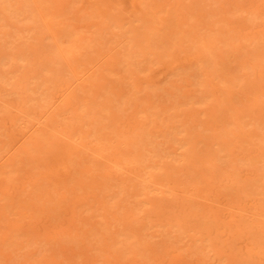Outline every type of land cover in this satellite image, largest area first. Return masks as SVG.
I'll use <instances>...</instances> for the list:
<instances>
[{
    "label": "rangeland",
    "instance_id": "rangeland-1",
    "mask_svg": "<svg viewBox=\"0 0 264 264\" xmlns=\"http://www.w3.org/2000/svg\"><path fill=\"white\" fill-rule=\"evenodd\" d=\"M138 2L0 0V264H264V0Z\"/></svg>",
    "mask_w": 264,
    "mask_h": 264
},
{
    "label": "bare ground",
    "instance_id": "bare-ground-1",
    "mask_svg": "<svg viewBox=\"0 0 264 264\" xmlns=\"http://www.w3.org/2000/svg\"><path fill=\"white\" fill-rule=\"evenodd\" d=\"M121 1H122V0H121ZM127 1H129V3H130L131 5H134L135 2H137V4L139 3V2H138L139 0H138V1H136V0H127ZM140 1H141V0H140ZM142 2H143V1H142ZM142 2H141V4H142ZM125 4H126V3H125ZM122 5H124V4H122ZM126 5H128V3H127ZM120 6H121V5H120ZM142 6H143V4H142ZM144 6H145V5H144ZM121 7H122V6H121ZM126 7H127V6H126ZM134 7H135V6H134ZM2 8H3V7H2ZM123 8H124V7H123ZM119 9H120V8H119ZM143 12H144V10H143ZM137 15H138V14H137ZM139 16H140V14H139ZM142 19H143V17H142ZM135 20H136V19H135ZM144 21H145V20H144ZM136 22H138V21H136ZM139 23H140V22H139ZM137 24H138V23H137ZM139 27H140V26H139ZM58 33H59V32H58ZM76 35H77V37H78L77 31H76ZM58 36H59V35H58ZM77 37H75V38H77ZM75 38H74V39H75ZM53 40H54V39H53ZM77 40H78V39H77ZM148 40H149V39H147V41H148ZM149 41H150V40H149ZM62 44H63V43H62ZM68 44H69V43H68ZM50 45H51V44H50ZM149 45H151V44H149ZM48 47H49V46H48ZM55 47H56V46H55ZM50 50H51V49H50ZM54 54H55V53H54ZM57 57H58V56H57ZM11 58H12V57H11ZM14 59H15V58H14ZM35 59H36V58H35ZM35 59H34V60H35ZM17 60H18V59H17ZM17 60H16V63L18 62ZM60 60H61V59H60ZM19 63H20V62H18V64H19ZM26 63H27V62H26ZM18 66H19V65H18ZM19 67H20V66H19ZM12 68H13V67H12ZM30 68H31V67H30ZM146 69H147V68H146ZM23 70H24V69H23ZM45 70H46V69H45ZM134 71H135V70H134ZM134 71H133V72H134ZM146 71H147V70H146ZM45 72H46V71H45ZM20 73H21V72H20ZM49 74H50V72H49ZM234 76H235V75H234ZM4 77H5V76H4ZM35 78H36V77H35ZM226 78H227V77H226ZM227 80H229V79H227ZM18 81H19V80H18ZM31 81H32V79H31ZM49 81H50V80H49ZM3 82H4V81H3ZM13 82H14V80H13ZM146 82H147V81H146ZM1 83H2V81H1ZM154 83H155V82H154ZM4 84H5V83H4ZM14 86H15V85H14ZM18 86H20V85L18 84ZM49 86H50V85H49ZM15 88H16V87H15ZM18 88H19V87H18ZM24 88H25V87H24ZM48 88H49V87H48ZM0 89H1V88H0ZM16 89H17V88H16ZM20 89H21V88H20ZM25 89H26V88H25ZM11 91H12V90H11ZM22 92H23V91H22ZM21 94H22V93H21ZM30 95H31V94H30ZM63 95H64V94H63ZM21 96H22V95H21ZM129 97H130V96H129ZM85 98H86V96H85ZM124 98H125V97H124ZM4 100H5V99H4ZM59 100H60V99H59ZM63 100H64V99H63ZM63 100H62V101H63ZM66 102H67V103H71V102H72L71 97H68V96H67V98H66ZM5 103H6V102H5ZM63 103H64V102H63ZM64 104H65V103H64ZM83 104H84V103H83ZM127 104H128V102H127ZM2 105H3V104H2ZM2 105H1V106H2ZM85 105H86V104H85ZM66 106L69 107L68 105H66ZM63 107H64V105H63ZM79 107H80V106H79ZM83 107H84V106H83ZM57 109H58V107H57ZM67 109H69V108H67ZM84 109H85V108H84ZM116 109H117V108H116ZM82 110H83V109H82ZM43 111H44V110H43ZM260 112H261V111H260ZM263 112H264V111H263ZM263 112H262V113H263ZM52 113H53V112H52ZM52 113H51V114H52ZM258 113H259V111H258ZM58 114H59V113H58ZM60 114H61V113H60ZM48 116H49V115H48ZM40 117H41V116H40ZM242 117H243V116H242ZM250 117H251V115H250ZM259 117H260V116H259ZM226 118H227V117H226ZM248 118H249V117H248ZM49 119H50V117H49ZM49 119H48V120H49ZM67 119H68V118H67ZM73 119H74V118H73ZM55 120H56V119H54V121H55ZM59 120H60V118H59ZM234 120H235V119H234ZM73 121H74V120H73ZM46 122H47V120H46ZM48 122H50V120H49ZM55 122H56V121H55ZM69 122H70V121H69ZM74 122H75V121H74ZM74 122H73V123H74ZM79 122H80V121H79ZM113 122H114V121H113ZM236 122H237V121H236ZM53 123H54V122H53ZM230 123H231V122H230ZM54 124H55V123H54ZM56 124H57V122H56ZM56 124H55V125H56ZM65 125H66V124H65ZM67 126L69 127V131L72 130V132H73L74 127L72 126L73 128L70 129V125L68 124ZM215 126H216V125H215ZM226 126H227V125H226ZM45 127H46V126H45ZM65 127H66V126H65ZM195 127H196V126H195ZM216 127H217V126H216ZM228 127L231 128L230 125H229ZM250 127H251V126H250ZM255 127H256V126H255ZM47 128H48V127H47ZM47 128H46V130H48ZM66 128H67V127H66ZM66 128L64 129V125H63L62 128H59V129L62 130L61 133H62V132H65V134H66V130L68 129V128H67V129H66ZM117 128H118V127H117ZM214 128H215V127H214ZM230 128H229V129H230ZM41 129H42V128H41ZM43 129H44V128H43ZM81 129L83 130L82 127H81ZM122 129H123V128H122ZM237 129H238V128H237ZM75 130H76V129H75ZM82 130H81V131H82ZM217 130H218V129H216V132H217ZM226 130H227V128H226ZM230 130H231V129H230ZM245 130H246V129H245ZM250 130H251V129H249V131H250ZM58 131H59V130H58ZM69 131H68V132H69ZM79 131H80V130H79ZM79 131H78V132H79ZM236 131H237V130H236ZM238 131H239V130H238ZM252 131H253V130H252ZM255 131H256V130H255ZM70 132H71V131H70ZM170 132H172V131H170ZM228 132H229V131H228ZM234 132H235V130H234ZM234 132H233V133H234ZM42 133H43V132H41V136H42ZM46 133L49 134V132H46ZM74 133H75V135H76L77 132H74ZM178 133H179V132H178ZM210 133H212V132H210ZM233 133H231V134H233ZM44 134H45V133H44ZM57 134H58V133H57ZM62 134L65 135L64 133H62ZM135 134H136V133H135ZM213 134H214V132H213ZM216 134H217V133H216ZM220 134H221V133H220ZM229 134H230V133H229ZM37 135H38V138H39V137H40V136H39V133H38ZM67 135H68L69 139L71 138V139H70V142H71V140H73V139L75 138V137H73V139H72V137H71L72 135L75 136L74 134L67 133ZM122 135H123V134H122ZM226 135H228V134H226ZM234 135H235V134H234ZM234 135H233V136H234ZM43 136H44V135H43ZM47 136H48V135H46V137H47ZM65 136H66V135H65ZM86 136H87V135H86ZM183 136H184V135H183ZM81 137H82V136H81ZM194 137H195V136H194ZM194 137H193V138H194ZM219 137H220V136H219ZM231 137H232V136H231ZM231 137H229V138H231ZM54 138H55V137H54ZM58 138H59V139H58ZM58 138H57V140H59V142H60V141H61L60 139H62V138H60V137H58ZM188 138H190V137H188ZM205 138H206V137H205ZM216 138H217V137H216ZM250 138H251V137H250ZM45 139H46V138H45ZM47 139H49V137H48ZM47 139H46V140H47ZM63 139H64V138H63ZM69 139H68V141H69ZM75 139H76V138H75ZM258 139H259V138H258ZM34 140H35V139H34ZM34 140H33V142H34ZM53 140H54V139H53ZM77 140H78V139H77ZM83 140H85V139H83ZM122 140H123V139H122ZM213 140H214V139H213ZM225 140H226V139H225ZM225 140L223 139V140H221V141H223V143H224V142H227V141H228V138H227V141H225ZM42 141H44V140H42ZM48 141H49V140H48ZM48 141H47V142H48ZM68 141L65 140L64 142L66 143V142H68ZM74 141H75V140H74ZM149 141H150V140H149ZM189 141H190V140H189ZM189 141H187V142H189ZM49 142H50V141H49ZM82 142L84 143V141H82ZM197 142H198V141H197ZM209 142H210V141H209ZM215 142H216V140H215ZM230 142H231V140H230ZM255 142H256V141H255ZM259 142H260V141H259ZM44 143H45V142H44ZM50 143H51V142H50ZM50 143H49V145H50ZM89 143H90V142H89ZM92 143H93V142H92ZM181 143H182V142H181ZM227 143H228V144H227ZM227 143H226L227 146L230 148L229 141H228ZM34 144H35V143H34ZM53 144H54V142H53ZM53 144H52V146H55V145H53ZM72 144H73V147H71V145L69 146L68 143L65 144V145H68V148H69V149H67V150L64 149V148H62V149H64L65 151H67V153H66V152H63V150H62V151H61V150H57L56 152L52 153V154L49 156V158H48V160H49L48 163H49L50 165H52V168H51V169H52V170L59 171V172H58L59 174L56 173L58 176L60 175V173H61V175H63V173H66L65 171H66L67 169L70 170V169H69L70 166L72 167V165H70V162H71V160H72V156L74 155L73 153H76L77 155L79 154L78 151L76 152L75 150H77L78 148H79V149L81 148V147L77 146V145H80V142H78V143H74V142H73ZM75 144H76V145H75ZM84 144H85V143H84ZM90 144H91V143H90ZM90 144H89V145H90ZM198 144H199V143H198ZM214 144H215V143H214ZM220 144H221V143H220ZM234 144H235V143H234ZM150 145H151V144H150ZM182 145H183V144H182ZM207 145L209 146V144H207ZM260 145H261V144H260ZM260 145H259V146H260ZM82 146H83V145H82ZM90 146H92V145H90ZM94 146H95V145H94ZM140 146H141V145H140ZM204 146H205V145H204ZM219 146H220V145H219ZM62 147H65V146L63 145ZM106 147H107V146H106ZM202 147H203V146H202ZM222 147H223V146H222ZM236 147H237V146H236ZM49 148H50V147H49ZM52 148H53V147H52ZM52 148H51V149H52ZM75 148H77V149H75ZM208 148H209V147H208ZM216 148H217V147H216ZM257 148H258V147H257ZM59 149H61V145H60ZM70 149H72V150H70ZM185 149H188V148L186 147ZM212 149H213V148H212ZM233 149H234V148H233ZM248 149H249V148H248ZM251 149H252V148H251ZM254 149H255V148H254ZM254 149H253V150H254ZM54 150H55V149H54ZM73 150H74V151H73ZM205 150H206V149H205ZM230 150H232V148H230ZM230 150H229V151H230ZM259 150H260V149H259ZM44 151H45V150H44ZM68 151H70L71 153H72V151H73V153H72L73 155L70 154V152H68ZM214 151H215V150H214ZM225 151H226V150H225ZM233 151H234V150L230 151V152H231L230 155L232 154V156H233V153H232ZM255 151H256V149H255ZM262 151H263V149H262ZM91 152H92V151H91ZM144 152H145V151H144ZM151 152H152V151H151ZM197 152H198V151H197ZM197 152H196V153H197ZM211 152H212V151H211ZM249 152H250V150H249ZM188 153H189V152H188ZM194 153H195V152H194ZM218 153H219V152H218ZM224 153H225V152H224ZM234 153H235V155L237 154L236 152H234ZM247 153H248V152H247ZM251 153H252V151H251ZM251 153L249 154L250 156H252ZM260 153H261V152H260ZM262 153H263V152H262ZM87 154H88V153H87ZM89 154H90V153H89ZM133 154H134V153H133ZM143 154H144V153H143ZM189 154H190V153H189ZM192 154H193V153H192ZM255 154H257V153H255ZM70 155H71V156H70ZM117 155H118V154H117ZM149 155H150V154H149ZM190 155H191V154H190ZM193 155H194V154H193ZM209 155H210V154H209ZM217 155H218V154H217ZM221 155H222V154H221ZM224 155H225V154H224ZM226 155H227V154H226ZM257 155H258V154H257ZM75 156H76V155H75ZM79 156H80V155H79ZM191 156H192V155H191ZM239 156H240V155H239ZM250 156H249V157H250ZM261 156H262V154H261ZM217 157H218V156H217ZM224 157H225V156H224ZM229 157H231V156H229ZM229 157H228V159H226V161L230 160ZM241 157H242V156H241ZM259 157H260V156H259ZM262 157H263V156H262ZM262 157H260V159L264 160ZM74 158H76V157H74ZM129 158H130V157H129ZM208 158H209V156H208ZM211 158H212V157H211ZM218 158H219V157H218ZM221 158H222V157H221ZM225 158H226V157H225ZM252 158H253V157H252ZM255 158H256V156H255ZM257 158H258V157H257ZM78 159H79V158H77V160H78ZM108 159H109V158H108ZM115 159H116V158H115ZM115 159H114V160H115ZM192 159H193V158H192ZM202 159H203V158H202ZM231 159H232V158H231ZM233 159H234V158H233ZM137 160H138V159H137ZM148 160H149V159H148ZM150 160H151V159H150ZM72 161H73V160H72ZM78 161H79V160H78ZM182 161H183V160H182ZM191 161H192V160H191ZM200 161H201V160H200ZM224 161H225V160H224ZM233 161H234V160H233ZM251 161H254V159H253V160L251 159ZM136 162H137V161H136ZM155 162H156V161H155ZM208 162H209V160H208ZM215 162H216V161H215ZM255 162H256V161H255ZM260 162H261V161H260ZM79 163H80V162H79ZM153 163H154V162H153ZM206 163H207V162H206ZM250 163H251V162H250ZM233 164H234V163H233ZM255 164H256V163H255ZM186 165H187V164H186ZM206 165H207V164H206ZM258 165H260V164H258ZM204 166H205V165H204ZM213 166H214V164H213ZM230 166H231V165H230ZM250 166H251V165H250ZM262 166H263V165H262ZM78 167H79V166H78ZM111 167H112V165H111ZM132 167H133V166H132ZM209 167H210V166H209ZM215 167H216V166H215ZM215 167H213V169H214ZM232 167H233V166H232ZM81 168H82V167H81ZM210 168H211V167H210ZM235 168H236V167H234V170H235ZM259 168H260V169H261V168L264 169V167H260V166H259ZM85 169H86V168H85ZM114 169H115V168H114ZM166 169H167V168H166ZM203 169H204V168H203ZM211 169H212V168H211ZM211 169H210V170H211ZM254 169H255V168H254ZM73 170H74V169H73ZM98 170H99V169H98ZM220 170H221V169H220ZM242 170H243V169H242ZM50 171H51V170H50ZM212 171H213V170H211L210 173H211ZM214 171H215V172L218 171V166H217V169L214 170ZM214 171H213V173H214ZM226 171L228 172L229 170H226ZM232 171H233V170H232ZM232 171H231V172H232ZM236 171H237V170H236ZM256 171H257V170H256ZM95 172H96V171H95ZM95 172H94V173H95ZM108 172H109V171H108ZM224 172H225V171H224ZM233 172H235V171H233ZM259 172H260V171H259V169H258L257 173H259ZM261 172H262V171H261ZM263 172H264V170H263ZM70 173H72V172H70ZM82 173H83V172H82ZM126 173H127V172H126ZM150 173H151V172H150ZM150 173H149V174H150ZM169 173H170V172H169ZM195 173H196V172H195ZM219 173H220V172H219ZM228 173H229V172H228ZM237 173H238V172H237ZM240 173H242V172H240ZM87 174H88V173H87ZM166 174H167V173H166ZM235 174H236V173H235ZM260 174H261V173H260ZM262 174L264 175V173H262ZM64 175H65V174H64ZM72 175H73V173L71 174V176H72ZM76 175H77V174H76ZM150 175H151V174H150ZM168 175H169V174H168ZM227 175H228V174H227ZM236 175H237V174H236ZM236 175L233 174V176H236ZM239 175H240V174H238V176H239ZM246 175L251 176V175H249V174H246ZM246 175H245L244 177H246ZM82 176H83V175H82ZM138 176H139V175H138ZM223 176H224V175H223ZM233 176H232V178H233ZM83 177H84V176H83ZM83 177H82V178H83ZM86 177H87V176H86ZM211 177H212V174H211ZM227 177H228V176H227ZM156 178H157V176H156ZM175 178H176V177H175ZM241 178H242V177H241ZM256 178H257V177H256ZM258 178H259V177H258ZM153 179H154V178H153ZM158 179H159V178H158ZM189 179H190V178H189ZM229 179H230V178H229ZM237 179H238V178H237ZM260 179H261V178H260ZM262 179H264V178H262ZM67 180H68V178H67ZM76 180H77V179H76ZM143 180H144V179H143ZM151 180H152V179H151ZM161 180H162V179H161ZM211 180H212V179H211ZM234 180H235V182H237V180H236L235 178L233 179V181H234ZM255 180H256V179H255ZM162 181H163V180H162ZM164 181H165V180H164ZM206 181H207V180H206ZM209 181H210V180H209ZM216 181H217V180H216ZM224 181H226V180H224ZM82 182H83V181H82ZM82 182H81V183H82ZM133 182H134V181H133ZM143 182H144V181H143ZM214 182H215V181H214ZM214 182H213V183H214ZM222 182H223V181H222ZM227 182H228V181H227ZM235 182H234V183H235ZM263 182H264V181H263ZM228 183H229V182H228ZM228 183H227V185H226L225 187H228ZM231 183H232V179H231V181H230L229 184L231 185ZM243 183H244V180H243ZM68 184H69V183H68ZM72 184H73V182H72ZM72 184H71V185H72ZM76 184H77V183H76ZM90 184H91V183H90ZM121 184H122V183H121ZM210 184H211V183H210ZM225 184H226V182H224V185H225ZM244 184H245V186H246V183H244ZM263 184H264V183H263ZM79 185L82 186V187H83V186L85 187L84 183L79 184ZM79 185H77V186H79ZM167 185H169V184H167ZM170 185H171V184H170ZM198 185H199V184H198ZM204 185H205V184H204ZM237 185H239V184L237 183ZM77 186H76V187H77ZM80 186H79V187H80ZM87 186H88V185H87ZM124 186H125V185H124ZM202 186H203V185H202ZM206 186H207V185H206ZM231 186L234 187V185H231ZM240 186H241V185H239V189H240ZM242 186H243V185H242ZM242 186H241V188L243 189V187H245V186H243V187H242ZM247 186H249V184H248ZM257 186H258V185H257ZM263 186H264V185H263ZM84 187H83V188H84ZM192 187H193V186H192ZM198 187H200V186H198ZM229 187H230V186H229ZM235 187H237V186H235ZM235 187H234V188H235ZM260 187H262V183H261V186H259V188H260ZM88 188H89V187H88ZM163 188H164V186H163ZM211 188H212V187H211ZM223 188H224V187H223ZM245 188H247V187H245ZM249 188H250V187H249ZM259 188H258V189H259ZM76 189H77V188H76ZM86 189H87V188H86ZM157 189H158V188H157ZM160 189H162V187H160ZM160 189H159V190H160ZM224 189H225V188H224ZM230 189H231V188H230ZM235 189H236V188H235ZM235 189H234V190H235ZM239 189H236V190H238V192H239ZM176 190H177V189H176ZM219 190H220V189H219ZM227 190H228V189H227ZM231 190H232V189H231ZM236 190H235L236 193L234 194V196H235L236 194L239 196V193H238ZM243 190H244V189H243ZM251 190H252V189H251ZM251 190H250V191H251ZM72 191H73V190H72ZM84 191H85V189H84ZM202 191H203V190H202ZM216 191H217V189H216ZM224 191H225V190H224ZM245 191L247 192V190H245ZM250 191H249V192H250ZM88 192H89V191L86 192V195H87ZM165 192H166V191H165ZM207 192H208V191H207ZM219 192H220V191H219ZM229 192L231 193V192H233V191H229ZM249 192H247V193L249 194ZM76 193H77V192H76ZM84 193H85V192H84ZM89 193H90V192H89ZM209 193H210V191H209ZM82 194H83V193H82ZM219 194H220V193H219ZM222 194H223V193H222ZM222 194H220V195H222ZM224 194H225V193H224ZM232 194H233V193H231V195H232ZM255 194H256V193H254V195H255ZM75 195L79 196L78 194H74V196H75ZM83 195H84V194H83ZM225 195H227V192H226ZM228 195H229V194H228ZM231 195H230V196H231ZM241 195H242V194H240V196H239L240 198H241ZM243 195H244V194H243ZM246 195H247V194H245V196H246ZM234 196H233V198H235ZM257 196H258V195H257ZM260 196H261V195H260ZM81 197L83 198V196H81ZM87 197H88V196H87ZM145 197H146V196H145ZM163 197H164V196H163ZM172 197H173V196H172ZM192 197H193V196H192ZM206 197L208 198V196H206ZM219 197H221V196L217 195V198H219ZM222 197H223V196H222ZM225 197H226V196H225ZM246 197H248V196H246ZM167 198H168V197H167ZM228 198H229V197H228ZM236 198H237V197H236ZM255 198H256V197H255ZM255 198H254V199H255ZM80 199H81V198H80ZM215 199H216V198H215ZM221 199H222V198H221ZM221 199H220L219 201H221ZM223 199H224V198H223ZM237 199H238V198H237ZM258 199L260 200V198H258ZM77 200H78V198H77ZM231 200H233V199H231ZM235 200H236V199H235ZM238 200H239V199H238ZM242 200H243V198H242ZM262 200H263V199H262ZM161 201H162V200H161ZM219 201H218V202H219ZM222 201H223V200H222ZM225 201H226V200H225ZM229 201H230V200H229ZM229 201H228V204H225V202H223V203H224L225 205H228V207L231 209V210H230V211H231V213H230V217H231V216L234 214V212H233V214H232V210L234 209V208L232 209V205H234V202H233L234 200L232 201L233 204L230 202L232 205L229 204ZM246 201H247V200H246ZM252 201H253V200H252ZM252 201H250V203H251ZM121 202H122V201H121ZM173 202H174V201H173ZM240 202H241V201H240ZM256 202H257V201H256ZM256 202H255V204H256ZM260 202H261V201H260ZM177 203H178V202H177ZM220 203H222V202H220ZM223 203H222V205H223ZM244 203H245V201H244ZM250 203H249V205H251ZM257 203H258V202H257ZM218 204H219V203H218ZM242 204H243V203H242ZM247 204H248V203H247ZM261 204H263V203H261ZM77 205H78V204H77ZM181 205H182V204H181ZM185 205H187V204H185ZM202 205H203V204H202ZM206 205H207V204H206ZM213 205H214V203H213ZM222 205L220 206V208L222 207L221 209L223 210V207H224V206H222ZM229 205H230V206H229ZM252 205H254V202L252 203ZM252 205H251V206H252ZM258 205H259V203H258ZM263 205H264V204H263ZM263 205H262V206H263ZM196 206H197V205H196ZM210 206H211V204H210ZM210 206H209V209H210ZM235 206H236V209H237V211H235V212L237 213V212H238V208H237V205H235ZM235 206H234V207H235ZM259 206H260V205H259ZM228 207H227V208H228ZM256 207H257V205H256ZM260 207H261V206H260ZM263 207H264V206H263ZM174 208H175V207H174ZM213 208H214V207H211V210H210V211H212ZM225 208H226V207H225ZM225 208H224V210H223L224 213H225ZM227 208H226V209H227ZM257 208H258V207H257ZM257 208H254V209L257 210ZM151 209H152V208H151ZM158 209H159V208H158ZM192 209H193V208H192ZM217 209H219V208L216 207L215 210H217ZM259 209H260V208H259ZM262 209H263V208H262ZM154 210H155V209H154ZM206 210H207V209H206ZM213 210H214V209H213ZM227 210H228V209H227ZM239 210H240V209H239ZM165 211H166V210H165ZM210 211H209V212H210ZM217 211H220V210H217ZM228 211H229V210H228ZM242 211H243V210H242ZM186 212H188V211H186ZM192 212H193V211H192ZM197 212H199V211L197 210ZM201 212H202V211H201ZM214 212H215V211H214ZM214 212H213V214H215ZM245 212H246V211H245ZM258 212H259V211H258ZM184 213H185V212H184ZM194 213H196V212H194ZM224 213H223V214H224ZM228 213H229V212H228ZM228 213H227V214H228ZM236 213H235V215H237ZM256 213H257V211H256ZM262 213H263V212H262ZM197 214H198V213H197ZM217 214H218V213H217ZM220 214H221V212H220ZM227 214H226V216H227ZM231 214H232V215H231ZM242 214H244V213L242 212ZM246 214H247V213H246ZM150 215H151V213H150ZM166 215H167V214H166ZM189 215H190V214H189ZM240 215H241V213H240ZM248 215H249V214H247V215L244 214V216H243L242 218H244V217H248ZM185 216H186V215H185ZM190 216H191V215H190ZM190 216H188V217H190ZM220 216H221V215H220ZM195 217H196V216H195ZM197 217H198V216H197ZM212 217H214V216H212ZM217 217H218V216H217ZM221 217H223V216H221ZM228 217H229V216H228ZM230 217H229V218H230ZM233 217H237V216H233ZM152 218H153V217H152ZM206 218H207V217H206ZM237 218H241V216H239V217H237ZM250 218H251V217H250ZM168 219H169V218H168ZM188 219H189V218H188ZM190 219H191V218H190ZM223 219H225V218L223 217ZM223 219H222V220H223ZM227 219H228V218H227ZM246 219H247V218H246ZM263 219H264V218H263ZM191 220H192V219H191ZM199 220H201V219H199ZM203 220H204V219H203ZM205 220H206V219H205ZM208 220H209V219H208ZM240 220H242V219H240ZM240 220H239V219H236V218H231V221H235L236 224H241V223H240V222H241ZM156 221H157V220H156ZM209 221H210V220H209ZM224 221H225V220H224ZM226 221H227V220H226ZM255 221H256V220H254V222H255ZM261 221H262V220H261ZM192 222H193V221H192ZM195 222H197V221H195ZM203 222H204V221H203ZM222 222H223V221H222ZM248 222H250V220H248ZM254 222H250V224H252V223H254ZM215 223H216V222H215ZM244 223L246 224V222H244ZM244 223H243V225H244ZM257 223H258V222H257ZM203 224H204V223H203ZM211 224H212V223H211ZM227 224H228V225L231 224L230 220H229V223L227 222ZM233 224H234V223H233ZM250 224H249V225H250ZM262 224H263V223H262ZM200 225H201V224H200ZM207 225H208V224H207ZM224 225H225V224H224ZM231 225H232V224H231ZM231 225H230V226H231ZM243 225H240V226L242 227ZM247 225H248V224H247ZM211 226H213V224H212ZM216 226H217V224H216ZM230 226H229V228H230ZM238 226H239V225H236L235 227L233 226L232 229H233V230H235V229H240L241 227L239 226V228H238ZM244 226H245V225H244ZM198 227H199V226H198ZM209 227H210V226H209ZM226 227H227V225H226ZM250 227H253V226H249V228H250ZM261 227H262V226H261ZM204 228H205V226H204ZM216 228H217V227H216ZM234 228H235V229H234ZM249 228H248V229H249ZM258 228H260V227H258ZM189 229H190V227H189ZM217 229H219V228H217ZM217 229H216V230H217ZM230 229H231V228H230ZM244 229H245V228H243V231H245ZM252 229H253V228H252ZM144 231H145V230H144ZM235 231H237V230H235ZM243 231H241V232H243ZM186 232H187V231H186ZM200 232H201V231H200ZM200 232H199V233H200ZM210 232H211V230H210ZM217 232H218V231H217ZM248 232H249V231H248ZM251 232L253 233V231H251ZM251 232H250V233H251ZM245 233H246V232H245ZM250 233H248L247 235H251ZM203 234H204V233H203ZM239 234H240V233H239ZM263 234H264V233H263ZM210 235H211V234H210ZM243 235H244V234H241V237H243ZM215 236H216V234H215ZM245 236H246V235H245ZM251 236H252V235H251ZM254 236H255V235H254ZM213 237H214V236H213ZM213 237H212V238H213ZM241 237H240V238H241ZM201 238H202V237H201ZM205 238H206V237H205ZM209 238H210V237H209ZM219 238H220V237H219ZM143 239H144V237H143ZM202 239H203V238H202ZM215 239H216V238H215ZM249 239H250V238H249ZM223 240H224V239H223ZM226 240H227V239H226ZM235 240H236V239H235ZM189 241H190V240H189ZM251 241H252V240H251ZM179 242H180V241H179ZM252 242H253V241H252ZM198 243H199V242H198ZM213 243H214V242H213ZM223 245H224V244H223ZM230 245H231V244H230ZM235 245H237V244H235ZM239 245H240V244H239ZM255 245H256V244H255ZM261 245H262V244H261ZM263 245H264V244H263ZM206 246H207V245H206ZM217 246H218V245H217ZM230 247H231V246H230ZM225 250H226V249H225ZM226 252H227V251H226ZM253 252H254V251H253ZM236 253H237V252H236ZM229 255H230V254H229ZM237 256H238V255H237ZM185 257H186V256H185ZM242 258H243V257H242ZM171 262H172V261H171ZM251 262H252V261H251ZM255 263H256V262H255ZM257 263H258V262H257Z\"/></svg>",
    "mask_w": 264,
    "mask_h": 264
}]
</instances>
